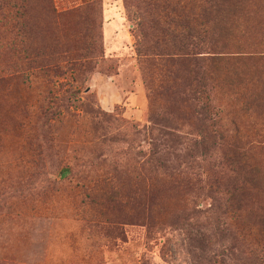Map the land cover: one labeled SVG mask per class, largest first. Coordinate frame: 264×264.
<instances>
[{"label": "rangeland", "instance_id": "obj_1", "mask_svg": "<svg viewBox=\"0 0 264 264\" xmlns=\"http://www.w3.org/2000/svg\"><path fill=\"white\" fill-rule=\"evenodd\" d=\"M147 5L0 0V264L264 260V0ZM165 18L203 31L219 125Z\"/></svg>", "mask_w": 264, "mask_h": 264}, {"label": "trees", "instance_id": "obj_2", "mask_svg": "<svg viewBox=\"0 0 264 264\" xmlns=\"http://www.w3.org/2000/svg\"><path fill=\"white\" fill-rule=\"evenodd\" d=\"M149 1L147 0L148 5H147V9L145 10V13L155 10L160 6L159 3H161L162 1H164L165 3L167 0H149ZM172 12H177V11L172 10ZM150 29H151L150 31L153 32L152 34L150 32L152 36L155 35V31H156V32L166 33L165 36L170 38L171 44L167 45V49L164 50L162 53L163 55L169 58V61H172L175 64H180L183 61L181 60L180 57H182L181 54L183 55L185 51H187L186 49H189L190 47L193 48L191 60H193L192 63H194V65L197 66V68H195L196 75L194 80L195 82H197L195 85L196 87L194 88L195 95L197 100L205 99V104H203L200 107L201 112L203 109V114L205 115L202 120V127L205 125L209 126V124L214 125L215 123L216 125H219L220 121H218L217 123L216 119H213V117L211 116L206 117V115L208 114V110L210 111V108H212V106H210L209 104V96H208V91L206 89L208 86L207 81L209 74V67H207L206 64L208 63L210 64L211 61L214 60L210 59L211 57H205L202 55V53H199L200 49L198 42L202 38L203 31H201V29H198L194 26H189L186 23L180 24L178 23V21H171V18L170 20H166L165 18L164 21H162V24L158 22H152ZM169 49L174 50V52L172 53V50ZM212 109L214 110V108ZM213 114H215L217 117V114L215 112ZM219 133L220 130H215V131L213 130L212 132H210L209 128L206 127L205 129L199 130L196 139L189 140L188 143L192 147H198L202 145L204 142H206L208 137L209 139L210 137H217V134ZM164 136H166L169 140L172 138L173 140L174 138L177 139V136L169 132H165ZM181 139L182 138L180 137L178 142H184ZM246 259L250 261V264H257V262L260 264H264V260L257 255V252L253 248L251 252V258H246Z\"/></svg>", "mask_w": 264, "mask_h": 264}]
</instances>
